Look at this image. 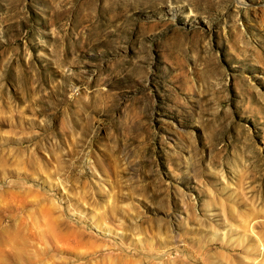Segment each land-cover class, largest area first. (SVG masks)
Instances as JSON below:
<instances>
[{
  "label": "rangeland",
  "instance_id": "374dc122",
  "mask_svg": "<svg viewBox=\"0 0 264 264\" xmlns=\"http://www.w3.org/2000/svg\"><path fill=\"white\" fill-rule=\"evenodd\" d=\"M0 264H264V0H0Z\"/></svg>",
  "mask_w": 264,
  "mask_h": 264
}]
</instances>
